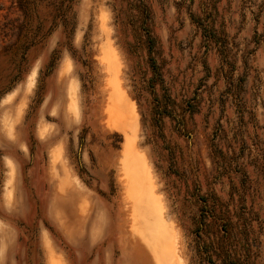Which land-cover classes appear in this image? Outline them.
<instances>
[{"label":"rangeland","instance_id":"1","mask_svg":"<svg viewBox=\"0 0 264 264\" xmlns=\"http://www.w3.org/2000/svg\"><path fill=\"white\" fill-rule=\"evenodd\" d=\"M0 264H264V0H0Z\"/></svg>","mask_w":264,"mask_h":264},{"label":"bare ground","instance_id":"2","mask_svg":"<svg viewBox=\"0 0 264 264\" xmlns=\"http://www.w3.org/2000/svg\"><path fill=\"white\" fill-rule=\"evenodd\" d=\"M28 91V90H27ZM135 161H137V163H135V164H137L138 165V159L136 160L135 159ZM139 163H140V161H139ZM131 165H134V164H131ZM140 166V165H139ZM137 167V166H136ZM139 169V168H138ZM132 169L130 168V171H131ZM132 171H134V169L132 170ZM137 171V170H136ZM136 171H134V173H136ZM134 176V175H133ZM135 177V176H134ZM136 178V177H135ZM137 180V179H136ZM136 185V184H135ZM145 192V191H144ZM143 194V193H142ZM145 197V196H144ZM146 197H148V193H147V196ZM146 197H145V199H146ZM149 198V197H148ZM147 198V199H148ZM145 202V201H144ZM147 202V201H146ZM152 202H153V200H152ZM145 203H143V205H144ZM148 205H149V203H148ZM155 207V206H154ZM145 209V208H144ZM159 210V209H158ZM161 211V210H160ZM152 212H154V210H152ZM159 212V211H158ZM160 213V212H159ZM161 213L163 214L164 212L163 211H161ZM160 213V214H161ZM142 214H143V212H142ZM154 214V213H153ZM161 216H163V215H161ZM150 217V216H149ZM162 218V217H161ZM164 219L166 220V218L164 217ZM155 220V219H154ZM151 221V220H150ZM158 221V220H157ZM163 221V220H162ZM147 222H148V220H147ZM154 222V221H153ZM163 222H165V221H163ZM162 222V223H163ZM151 224H152V222H150ZM166 223V222H165ZM146 224V223H145ZM154 224H155V222H154ZM158 225H160V224H158ZM151 228H152V226H150ZM159 227H161V226H159ZM156 228H158V227H156ZM164 227H162V228H159V230L160 229H163ZM171 228V227H170ZM154 230V229H153ZM159 230H158V232H159ZM164 230V229H163ZM165 231V230H164ZM164 231L162 232V230L160 231L161 233H164ZM149 232H150V230H149ZM157 233V232H156ZM154 234V233H153ZM158 234V233H157ZM159 236H162V235H159ZM155 237H153V239H154ZM162 239V238H161ZM170 239V238H169ZM155 241H156V238L154 239ZM170 242V241H169ZM163 243V242H162ZM168 243V242H167ZM170 243H172V242H170ZM154 245V244H153ZM156 245V244H155ZM169 245V244H168ZM171 247H172V245H170ZM170 246H168V251H171L172 252V254H171V252H169L172 256H173V252L175 251L176 252V250H173L172 248H169ZM158 247V246H157ZM164 247V246H163ZM165 247H167V245L165 246ZM162 249V248H161ZM171 249V250H170ZM157 249H155V247H154V251H156ZM167 250V249H166ZM160 251V250H159ZM162 253V252H161ZM166 253V252H165ZM156 254H159V253H156ZM176 254H177V252H176ZM160 255H158L157 257H159ZM163 256V255H162ZM169 256V255H168ZM171 256V257H172ZM175 256V255H174ZM173 256V257H174ZM166 257V256H165ZM159 258H162V257H159ZM168 258V257H167ZM160 261V260H159Z\"/></svg>","mask_w":264,"mask_h":264}]
</instances>
